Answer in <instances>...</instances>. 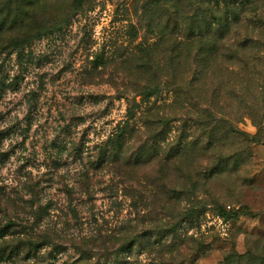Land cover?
<instances>
[{"label": "rangeland", "instance_id": "1", "mask_svg": "<svg viewBox=\"0 0 264 264\" xmlns=\"http://www.w3.org/2000/svg\"><path fill=\"white\" fill-rule=\"evenodd\" d=\"M17 1L0 0V264H264V62L173 64L152 0Z\"/></svg>", "mask_w": 264, "mask_h": 264}, {"label": "trees", "instance_id": "2", "mask_svg": "<svg viewBox=\"0 0 264 264\" xmlns=\"http://www.w3.org/2000/svg\"><path fill=\"white\" fill-rule=\"evenodd\" d=\"M38 1L19 0L17 11L27 9L25 2ZM76 2L81 5L84 0ZM152 4L158 7V15ZM150 5L144 12L147 15L153 11V18L158 20V48L171 46L173 64L193 62L197 73L224 79L228 77L225 65L237 68L232 64L235 59L244 64L264 62V0H152ZM164 11H170V19L165 18ZM165 54L161 50L163 59ZM210 121L218 122L214 116ZM226 122L232 124L230 120Z\"/></svg>", "mask_w": 264, "mask_h": 264}]
</instances>
